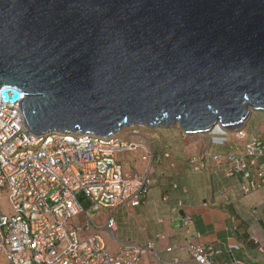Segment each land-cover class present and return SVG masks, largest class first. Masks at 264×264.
<instances>
[{"label": "water", "instance_id": "95a60500", "mask_svg": "<svg viewBox=\"0 0 264 264\" xmlns=\"http://www.w3.org/2000/svg\"><path fill=\"white\" fill-rule=\"evenodd\" d=\"M0 99L35 135L244 126L264 112V0H0Z\"/></svg>", "mask_w": 264, "mask_h": 264}, {"label": "built area", "instance_id": "2783aa9c", "mask_svg": "<svg viewBox=\"0 0 264 264\" xmlns=\"http://www.w3.org/2000/svg\"><path fill=\"white\" fill-rule=\"evenodd\" d=\"M21 103L22 99L13 103L0 99V264H140L144 254L156 255L152 244L133 241L110 253L94 232L105 231L113 238V217L99 225L91 217L101 210L135 208L150 193L156 156L144 131L130 126L107 136L80 132L35 135L26 125ZM208 135L211 146L229 144L230 135L245 144L241 153L192 158L193 170L204 169L210 159L225 178H240L243 197L264 189V134L249 137L242 126L227 131L215 126ZM140 150L150 161L145 172L126 176L120 157ZM182 207L178 199L170 213L190 234L193 221L188 215L180 216ZM259 210L264 214V193L249 207V216L255 219ZM80 216L82 224L75 220ZM250 232L258 251L263 252L252 226ZM195 238H199L197 233ZM187 249L193 264H264L223 263L217 259L220 250L197 242H190ZM232 249L239 246L230 245L229 253Z\"/></svg>", "mask_w": 264, "mask_h": 264}, {"label": "crops", "instance_id": "0c3cea01", "mask_svg": "<svg viewBox=\"0 0 264 264\" xmlns=\"http://www.w3.org/2000/svg\"><path fill=\"white\" fill-rule=\"evenodd\" d=\"M178 132V140L173 144L160 139L157 141V138L153 140V136L147 137L156 156L150 172V193L135 208L123 207L92 213L95 225L103 223L109 216L115 221L113 238L105 231H97V234L112 254L127 241L142 246L152 244L156 255L144 254L140 264H193L187 249L190 242L220 250L221 254L217 259L223 263H229L232 259L246 263L264 262V224H261L260 217L253 219L248 211L244 215L238 209L244 200H252L249 207L256 205L264 189L256 195L243 197L240 178H225L210 159L205 163L204 169L193 170L190 165L192 158L202 159L208 153H216L217 147L211 146V139L207 134L185 135L180 130ZM146 133V136L151 135L150 132ZM165 153L169 154L168 158L164 156ZM120 160L126 176L133 172L143 174L150 162L145 159L142 150L125 154ZM178 199L183 203L180 215L192 218L190 234L185 233L178 218L171 216L170 210ZM250 226L253 227L263 252H259L258 245L251 240ZM196 233L199 235L198 239L195 238ZM234 244L239 249H232L229 253V246Z\"/></svg>", "mask_w": 264, "mask_h": 264}, {"label": "rangeland", "instance_id": "374dc122", "mask_svg": "<svg viewBox=\"0 0 264 264\" xmlns=\"http://www.w3.org/2000/svg\"><path fill=\"white\" fill-rule=\"evenodd\" d=\"M139 129H140L139 131H144V133L147 132V130H143L144 128L139 127ZM178 130H179L178 128H175L173 126H170L169 128H166L164 126L156 127L153 131V133H155L156 135L154 136L153 133H150L151 135H147V137L153 136L152 137L153 140H156L155 138H157L158 139L157 141H159V139H160L164 142L173 144L178 140L177 134L180 133V132H178ZM244 130L248 134L249 137H252L254 134H259V133L264 134V112L252 111L249 119L247 120V122L245 124ZM229 142H230L229 144H226L223 147H217V149H216L217 152H220L222 154L239 153V152L241 153L242 152L245 142L237 141L233 135L229 136ZM237 147H239L238 151H236ZM191 168H192V166H191ZM1 201L3 203L5 210H7V204L5 202V198H2ZM251 203H252V200H250V201L244 200L243 202L240 203L243 205L241 206L239 204L238 209L240 210L241 213H243L245 215V214H247L249 204H251ZM258 217H260V219L262 220L261 224H264V215L261 212V210H259ZM75 220L78 221L80 224H82V222H83V218L81 216L78 218H75ZM92 220H93V217H92Z\"/></svg>", "mask_w": 264, "mask_h": 264}, {"label": "clouds", "instance_id": "9594fccd", "mask_svg": "<svg viewBox=\"0 0 264 264\" xmlns=\"http://www.w3.org/2000/svg\"><path fill=\"white\" fill-rule=\"evenodd\" d=\"M23 100V99H22ZM246 124V123H245ZM245 124H243L244 126H242V127H244L245 128ZM218 126V125H217ZM130 127V126H129ZM220 127V126H219ZM126 128H128V127H126ZM141 128H144V127H141ZM175 128H177V127H175ZM221 128V127H220ZM123 129H125V128H123ZM123 129H121V130H123ZM179 129V128H178ZM214 129V128H213ZM222 129V128H221ZM230 129H233V128H230ZM229 128H225V129H223V130H230ZM120 130V131H121ZM143 130H147V132H149L150 131V133H151V130H154V129H150V128H144ZM119 132V131H118ZM211 132V131H210ZM210 132H208V133H205V134H209ZM183 133V132H182ZM184 134V133H183ZM210 139H211V137H210ZM87 209V208H86ZM92 214V213H91ZM179 214H180V212H179ZM180 216H183V215H180ZM91 217H92V215H91ZM94 222V221H93ZM95 223V222H94ZM102 224V223H101ZM97 225H99V224H97ZM94 233H98V232H94ZM86 234H91V232H86ZM98 235V234H97ZM99 236V235H98ZM100 237V236H99ZM106 245V244H105ZM232 260H234V259H232Z\"/></svg>", "mask_w": 264, "mask_h": 264}, {"label": "bare ground", "instance_id": "6f19581e", "mask_svg": "<svg viewBox=\"0 0 264 264\" xmlns=\"http://www.w3.org/2000/svg\"><path fill=\"white\" fill-rule=\"evenodd\" d=\"M50 134H52V133H47L46 135H50Z\"/></svg>", "mask_w": 264, "mask_h": 264}, {"label": "trees", "instance_id": "16d2710c", "mask_svg": "<svg viewBox=\"0 0 264 264\" xmlns=\"http://www.w3.org/2000/svg\"><path fill=\"white\" fill-rule=\"evenodd\" d=\"M87 208V207H86Z\"/></svg>", "mask_w": 264, "mask_h": 264}]
</instances>
